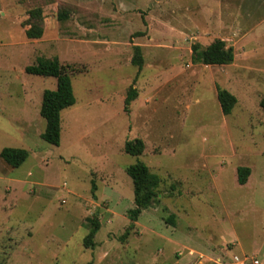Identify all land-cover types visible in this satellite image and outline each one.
I'll return each instance as SVG.
<instances>
[{"label":"rangeland","instance_id":"1","mask_svg":"<svg viewBox=\"0 0 264 264\" xmlns=\"http://www.w3.org/2000/svg\"><path fill=\"white\" fill-rule=\"evenodd\" d=\"M35 8L44 32L32 39ZM216 39L234 60L194 63L192 45ZM40 56L72 71L59 145L41 137L40 114L57 80L25 71ZM218 87L237 98L228 115ZM263 95L264 0H0V151L30 152L15 168L0 157V264H264ZM134 138L138 156L124 151ZM137 160L161 183L129 227Z\"/></svg>","mask_w":264,"mask_h":264},{"label":"trees","instance_id":"2","mask_svg":"<svg viewBox=\"0 0 264 264\" xmlns=\"http://www.w3.org/2000/svg\"><path fill=\"white\" fill-rule=\"evenodd\" d=\"M30 25L26 29L28 38H39L44 32V19L41 8H35L31 11L28 20ZM235 58L234 47L227 45L223 39H216L207 46L200 43L192 45V61L194 63L223 65L231 63ZM132 62L141 69L143 59L140 53V47H136ZM27 73L54 77L57 80L56 88L45 89L43 92L40 114L45 119L46 125L41 137L53 145H59L61 140V112L63 109L73 105L76 101L72 85L71 72L69 65L63 64L58 57L40 56L36 62L25 67ZM138 96L137 89L130 86L126 98L125 109H129V104ZM217 98L222 112L230 114L234 108L237 98L225 88H217ZM260 106L264 109V95L260 99ZM145 150V142L141 138L126 140L124 151L132 155H141ZM29 150L18 147H3L0 151V157L10 167H19L29 156ZM126 172L132 179L134 192V206L126 211L130 225L133 227L138 221L142 211L148 208L155 196L158 194V187L161 178L158 174L152 172L148 165L137 160L126 168ZM238 180L245 183L250 174L249 167H240L238 169ZM90 230L85 236L84 247L95 246V235L101 228V223L97 217L90 219ZM127 233V232H126Z\"/></svg>","mask_w":264,"mask_h":264},{"label":"built area","instance_id":"3","mask_svg":"<svg viewBox=\"0 0 264 264\" xmlns=\"http://www.w3.org/2000/svg\"><path fill=\"white\" fill-rule=\"evenodd\" d=\"M190 253H193L190 251ZM223 264H261L260 260L254 256L234 254L231 259L222 262Z\"/></svg>","mask_w":264,"mask_h":264},{"label":"crops","instance_id":"4","mask_svg":"<svg viewBox=\"0 0 264 264\" xmlns=\"http://www.w3.org/2000/svg\"><path fill=\"white\" fill-rule=\"evenodd\" d=\"M193 253H194V251L193 250H191ZM193 253H190V254H193Z\"/></svg>","mask_w":264,"mask_h":264}]
</instances>
